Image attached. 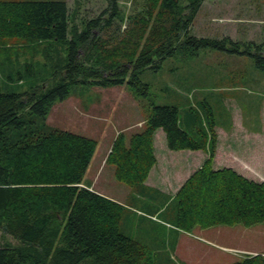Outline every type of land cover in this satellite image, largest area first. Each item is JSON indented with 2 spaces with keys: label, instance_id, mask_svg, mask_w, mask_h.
<instances>
[{
  "label": "trees",
  "instance_id": "1",
  "mask_svg": "<svg viewBox=\"0 0 264 264\" xmlns=\"http://www.w3.org/2000/svg\"><path fill=\"white\" fill-rule=\"evenodd\" d=\"M105 1L106 9L79 30L71 26L66 1L0 0V77L6 83L0 87V264H154L148 249L121 230L126 211L137 207L84 186L97 141L46 122L56 102L68 98L76 85L129 83L147 96L142 72L202 49L248 55L264 71V42L245 45L191 35L206 0H148L119 38L111 30L125 21L121 0ZM40 49L49 62L19 63L17 57L10 61L19 65L14 67L1 57ZM6 68L11 70L6 73ZM26 79H34L31 91L12 89L10 83ZM198 122L190 110L182 117L177 106H153L143 131L116 137L107 163L132 190L133 200H146L151 211L138 212L154 220L166 215L157 198L166 205L171 201L174 208L167 218L183 232L263 223L264 182L244 174L233 158L222 162L214 126L209 122L207 132L198 129ZM159 130L173 153L209 152L173 198L146 185L160 165ZM229 149L226 156L231 157ZM233 264H264V256L248 255Z\"/></svg>",
  "mask_w": 264,
  "mask_h": 264
},
{
  "label": "rangeland",
  "instance_id": "2",
  "mask_svg": "<svg viewBox=\"0 0 264 264\" xmlns=\"http://www.w3.org/2000/svg\"><path fill=\"white\" fill-rule=\"evenodd\" d=\"M53 1L67 2L72 16L71 26H77L79 30L107 7L105 0ZM147 1L121 0L120 7L125 21L111 30L116 38H119L117 34L122 36L128 31L131 17L143 12ZM191 35L230 38L245 45L250 42L260 45L264 42V0H206L194 19ZM40 50L41 53L32 51L28 55L20 53L19 56L12 51L11 55L1 57L14 67L19 65L10 61H17V57L19 63L49 62L43 49ZM34 53L36 58L31 60ZM10 70L6 68L5 72ZM139 77L149 86L147 96L141 95L129 83L108 88L78 84L68 98L56 102L47 116L49 126L97 141L92 166L90 165L85 176V187L91 190L96 181L95 175L98 174L96 191L107 188L115 197L125 199L121 197V188H130L116 179L115 167L106 163L107 156L120 133L131 137L144 130L153 106L157 105L177 106L182 117H185L187 110L192 111L199 117L198 129L207 132H210L211 122L220 137L218 155L223 158L222 162H228L237 154L253 166L254 174L258 172L264 176V71L259 69L252 57L202 49L193 57L178 54L167 59L159 70H145ZM4 81L5 78L1 75L0 87L5 89ZM34 83V79H26L24 83L15 81L10 84L13 90L25 92L31 91ZM161 132L155 137L160 165L152 173L151 182L165 190L176 192L183 182L182 178L186 177L187 180L194 169L189 166L190 156L173 153L167 148L166 137L164 139ZM228 148V151H232L231 157L226 156ZM179 174L181 182L177 179ZM143 201L146 200L130 198L127 203L132 207L151 211ZM158 204L163 205L167 216L162 214L158 219L152 220L131 208L124 214L121 228L125 235L148 249L149 255L154 258V264H233L250 254L243 250L244 247L260 253L264 251V222L252 227H196L188 233L169 223L174 203L170 201L166 205L165 200L157 198ZM202 230H208V233H201Z\"/></svg>",
  "mask_w": 264,
  "mask_h": 264
},
{
  "label": "crops",
  "instance_id": "3",
  "mask_svg": "<svg viewBox=\"0 0 264 264\" xmlns=\"http://www.w3.org/2000/svg\"><path fill=\"white\" fill-rule=\"evenodd\" d=\"M159 132H161V130L157 131V133H159ZM252 135H256V134L252 133ZM218 140H219V143H218V149H217V156H220L219 158H221V155H218L219 151H220V147H219V145H220V137H219V135H218ZM183 153L186 154L188 157L190 156V160L188 161V162H190L189 166H190V168H193L194 170H196L197 168H200L203 165L204 161L208 158V154H209L208 150H203V151L194 152V153H191V152H178V154H180V155L183 154ZM242 158L240 156H238L237 154L233 157V159L236 161V163H238L240 165V168H241L242 172H244V174H246V175L249 174L248 176H251L252 178H255V179L259 180V181H263L264 182V176L262 174L259 175L258 172H257V174H254L253 166H250V164L247 161L242 160ZM226 162H224V163H226ZM91 166H89V167L91 168ZM158 167L159 166H157L155 168L156 171H157ZM90 168H89V170H90ZM154 170H153V172H154ZM194 170L191 172V174L194 172ZM87 173H88V171H87ZM152 173H151L148 181L146 182V185L149 188H153L155 190L160 191L163 195L169 196L170 198H173L176 195L177 190H179L180 187L183 185V183L186 181V177L182 178L183 182L181 183L180 187L176 190V192L169 191L168 189L165 190V189L161 188L160 186H158L156 184H153L151 182V179L153 180ZM161 175H162V172H161ZM95 178H96V181L92 185V189L91 190H93V191H95V192H97V193H99L101 195H104V196H106V197H108V198H110V199H112V200L124 205V206H128L127 202H128V199H130L132 197V194H133L132 190H129V189H126V188H125L126 190H124V189L121 188V191L123 192V195L121 197H125V199H122L120 197H115L114 194H112V191H110V190L108 191L107 188H101V191H96L95 190V186L98 185V182H99L98 174L95 175ZM177 179H179V182H181L180 174L178 175ZM110 185H111V183H109V186ZM172 186L173 185H171V187ZM104 187H106V186H104ZM135 210H141V209H137L136 208ZM153 219L156 220L158 218L154 217ZM207 231L208 230H202L201 233H208ZM222 247L230 249V250H234L235 249L233 247H226V246H222ZM243 250L249 251L250 254H246V255L256 256V255L262 254L264 256V251L260 253V251L251 250L249 248L246 249V247H244Z\"/></svg>",
  "mask_w": 264,
  "mask_h": 264
}]
</instances>
